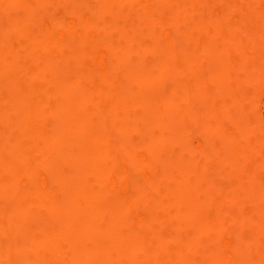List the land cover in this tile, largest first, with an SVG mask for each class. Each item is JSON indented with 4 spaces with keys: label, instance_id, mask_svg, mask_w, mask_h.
<instances>
[{
    "label": "bare ground",
    "instance_id": "bare-ground-1",
    "mask_svg": "<svg viewBox=\"0 0 264 264\" xmlns=\"http://www.w3.org/2000/svg\"><path fill=\"white\" fill-rule=\"evenodd\" d=\"M0 264H264V0H0Z\"/></svg>",
    "mask_w": 264,
    "mask_h": 264
}]
</instances>
